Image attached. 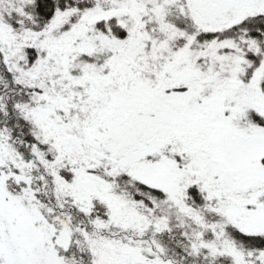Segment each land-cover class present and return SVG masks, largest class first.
I'll use <instances>...</instances> for the list:
<instances>
[{"label":"snow or ice","instance_id":"snow-or-ice-1","mask_svg":"<svg viewBox=\"0 0 264 264\" xmlns=\"http://www.w3.org/2000/svg\"><path fill=\"white\" fill-rule=\"evenodd\" d=\"M0 264H264V0H0Z\"/></svg>","mask_w":264,"mask_h":264}]
</instances>
